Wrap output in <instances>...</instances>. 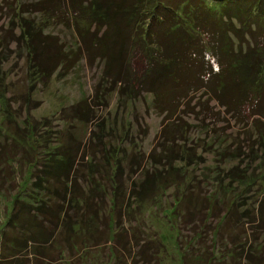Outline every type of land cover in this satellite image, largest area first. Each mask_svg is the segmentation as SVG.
<instances>
[{"label":"trees","instance_id":"16d2710c","mask_svg":"<svg viewBox=\"0 0 264 264\" xmlns=\"http://www.w3.org/2000/svg\"><path fill=\"white\" fill-rule=\"evenodd\" d=\"M19 10L21 32L14 40L19 42L22 38L27 62L42 81L56 67L67 70L82 55L89 60L96 55L103 59L105 73L113 77L112 83L120 94L132 86L129 79L136 74L130 72L125 56L128 51H136L139 68L134 81L136 87L151 95L152 107L161 114L157 147L164 154L156 159L151 149L148 164L140 167L136 171L139 177L130 181L129 196L137 202L135 206L140 205L141 199L155 198L161 189L177 185V178H182L179 171L183 164L174 163L181 159L173 155V148L165 142L175 144V132L181 120V114L177 113L182 109L179 106L189 107L190 96L197 90L202 89L200 93L204 95L195 103L201 108L198 111L201 117L215 114L209 103L215 100L243 128L228 141L227 135L221 136L219 132L213 133L209 141L215 143L212 149L215 158L236 160L227 168L228 173L234 174L242 161L240 147L247 139L251 152L256 151L253 142L264 150V0H32L21 3ZM63 11H70L79 37L74 48L65 49L61 42L57 44V37L44 30L42 21L29 23L31 19L25 17L27 12H39L64 22L67 20L61 17ZM30 17L35 19V15ZM205 53L213 57L215 70L204 59ZM101 82L99 79L90 97L85 96L62 111L63 120L86 123L91 119L94 98L97 102L104 100L102 92H98ZM3 112L6 116L7 111ZM2 121L3 118L0 119V196L5 204L10 202V212L5 221L0 220V264H69L74 254L80 258L90 248L98 247L107 250L104 258L107 264H136L139 256L147 264H154L155 249L147 243L148 239L134 232L127 235L124 224L112 221L109 225L111 217L105 219L102 200L109 197L110 204H114L120 196L118 187L114 186L118 157L111 158L108 149L103 153L101 147L97 151L91 149L89 156L93 159L99 151L102 153L101 170L94 179L89 164L78 159L74 148L75 142L84 145L86 141L71 135V139L57 142L54 148L37 152L29 162L25 158L29 146L6 135ZM247 124L256 129V138L250 135ZM234 143V148H229ZM24 159L19 166L28 161V172H15L16 164ZM248 164H245L247 169ZM245 174L239 172L237 177L243 175L249 184L252 180ZM103 175L105 179L110 177L109 187L100 182ZM235 175L230 176L233 181ZM11 181H15V186ZM22 181L20 189L18 185ZM193 190L194 185L181 191L179 202L184 206L181 215L187 213V218L191 217L198 209L197 204L206 202L210 207L198 212L202 210L205 214L218 204L223 207L221 218L235 219L224 199L200 196ZM115 213L116 218L123 214L119 209ZM259 215L261 219L256 220L259 221L256 226L261 230L264 217L261 212ZM249 246L243 250L242 264H264V254L248 249ZM194 257L207 264L201 256Z\"/></svg>","mask_w":264,"mask_h":264},{"label":"rangeland","instance_id":"374dc122","mask_svg":"<svg viewBox=\"0 0 264 264\" xmlns=\"http://www.w3.org/2000/svg\"><path fill=\"white\" fill-rule=\"evenodd\" d=\"M29 1L32 0H0V91L3 93V98L0 99V119L3 118L1 127L6 135L14 137V140L19 139L21 143L32 148L28 147L25 158L32 162L37 152L43 153L48 148H54L57 142L71 139V135L86 143L91 140L90 144L88 142L84 145L83 142H75L74 148L78 159L87 161L95 179L101 170L102 153L110 150L111 158L118 157L119 160L115 176L117 185L114 186L118 187L120 196L114 204H110L109 197L106 201L102 200L105 205V219L111 217L109 225L112 221L124 224L127 235L131 236L134 232L148 239L147 243L155 249L154 264H202L200 259L194 256H201L207 264H242L243 250L249 245L248 249H255L264 254V228L260 230L256 226V220L261 219L259 212L264 217V150L258 149V144L253 142L252 147L256 151L251 152L247 139L240 147L242 161L237 164L234 174L228 173L227 168L236 160L221 158L223 161H220L212 151L215 143L209 144L213 133L227 135L228 141L232 135L243 131L233 117L225 113V107L211 100L209 103L212 104L215 114L210 117L203 114L201 117L198 113L201 108L195 103L197 99L204 97L200 93L202 89L190 96L191 109L184 105L179 106L182 109L177 112L181 114V120L178 131L175 132L176 142L172 144L165 140V145L173 148V155H178L181 159L174 163L183 164L179 171L182 178H177V185L161 189L155 198H143L140 205L135 206L137 202L129 196L130 181L138 178L136 171L148 164L151 149H154L152 152L156 159H161L160 155L164 154V151L157 147V141H160L158 132L161 114L152 107L151 95L136 87L134 81L139 68L136 51H128L125 56L130 72L136 74L131 75L132 79H129L132 86L120 94L117 92V86L114 87L112 83L113 77L105 73L103 59L96 55L90 60L82 55L76 64L67 70L56 67L49 77L42 81L27 62L22 38L19 42L14 40L21 32L20 4ZM61 14L67 21L59 22L58 17L39 12H27L25 17L31 19L29 23L33 20L42 21L45 24L44 30L57 37V44L61 42L65 49L74 48L79 37L72 24V16L70 11H63ZM32 15H35V19L30 17ZM44 17L46 19H43ZM204 59H208L213 69H216L211 55L205 53ZM99 79H102V82L98 92H102L104 100L97 102L94 98L91 119L86 123L63 120V112L72 103L92 95ZM103 85L105 86L102 87ZM3 111H7L6 116ZM205 123L207 124L204 125ZM248 124L246 126L250 135L256 138V129ZM239 137L242 139V134ZM233 145L235 143L229 148H234ZM100 147L103 151H99L95 159L89 156L91 149L95 151ZM24 161L25 159L16 164L15 172H28V161L19 166ZM246 163H249L248 169L245 168ZM239 172L247 173L245 175L252 182L246 184L243 179L246 177H237ZM233 175L236 181L231 179L230 176ZM239 178L243 181H238ZM84 179L89 182L86 177ZM99 179L100 182L107 183L106 187L112 183L110 177L106 176V180L104 175ZM11 182H14L15 186V181ZM23 184L22 181L18 185L20 189ZM192 185L195 194L207 195L209 198L215 195L219 200L224 199V203L230 205L233 210L235 219L221 218L223 207L218 204L207 209L205 214H202V210L198 212L199 209L210 207L206 202L200 205L196 203L198 209L191 217L187 218V213L181 215L184 210L183 203L179 202L181 191ZM12 198L11 196L10 200ZM9 207L10 202L5 204L0 196V220H6L10 212ZM117 209L123 213L118 218L115 213ZM224 211L227 210L224 208ZM106 253L107 250L102 247L90 248L87 254L80 258L74 254L70 257V263L107 264L104 259ZM140 257L136 258V264H147L143 258L139 259Z\"/></svg>","mask_w":264,"mask_h":264}]
</instances>
